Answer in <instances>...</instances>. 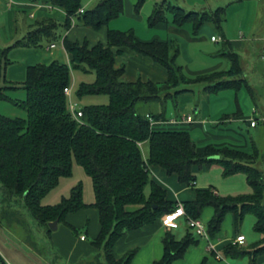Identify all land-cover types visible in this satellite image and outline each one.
<instances>
[{
	"label": "trees",
	"instance_id": "obj_1",
	"mask_svg": "<svg viewBox=\"0 0 264 264\" xmlns=\"http://www.w3.org/2000/svg\"><path fill=\"white\" fill-rule=\"evenodd\" d=\"M145 2L136 0L135 10L139 12ZM50 3L65 11V22L59 23L52 18L35 20L24 37L0 48V83H5L0 84V100L10 101L27 112V117L0 113V185L3 190L0 222L10 224L17 220L24 223L18 208L24 207L46 226L49 238L53 232L49 224L56 220L79 234L81 228L70 224L68 216L94 208L98 213L99 231L90 243L97 248L98 254L75 264H130L138 249L117 256L118 242L130 231L161 224V216L174 210L179 203L167 198V190L152 178L151 166H161L169 175L177 174L181 183L195 187L196 165L209 168L219 164L225 176L244 173L252 191L223 196L216 186L210 185L196 189L195 199L181 203L187 217L195 219L201 218L205 207L214 208V215L207 222L210 239L219 237L228 213L234 214L237 231L247 214L255 215V229L262 237L250 247L232 241L220 254L233 258L248 255L256 264L258 257L264 254V148L253 139L251 149L209 144L200 151L192 138V123H163L169 119L168 99L177 104L180 94L191 91L188 87L180 88L181 85L203 83L206 94L225 89L238 91L244 86L252 92L253 87L244 76L241 54L231 47L224 32L226 7L187 11L163 0L156 3L148 24L150 27L190 24L193 35L205 25L214 26L225 45L219 55L229 61L228 69L190 74L180 62L181 45L176 39L143 40L133 28H109L106 42L93 45L87 39L81 42L64 36L63 45L71 55L70 62L54 60L28 65L23 83L26 97L14 99L9 91L18 87L6 78L7 66L12 62L9 52L13 48H38L44 42L56 41L74 21L98 31L120 17L124 10V0H100L88 9L83 8L82 0H50ZM126 50L150 57L162 65L167 71V79L162 82L141 78L125 81L122 78L125 64L116 66V59ZM74 69L95 73L93 82L79 84L77 97H108L107 103L82 106L80 121L72 116L66 94V90L72 88ZM140 104L153 107L141 111ZM150 118L160 122L151 125ZM259 123V136L264 137V120ZM143 142L149 144L147 155L141 145ZM75 163L92 178L95 201L85 202L84 185L80 181L71 188L70 195L58 203L43 204V198L59 184L61 177L72 176ZM147 187L149 192H146ZM130 205L139 207L129 209ZM184 220L187 224L186 217ZM187 226L189 229L181 238L175 233L180 226L165 232L163 255L153 264H172L183 258L191 246L200 243L194 228ZM84 231L86 238L87 229ZM210 252L216 255L214 251ZM206 261L204 258L201 264ZM0 262L4 263L1 255Z\"/></svg>",
	"mask_w": 264,
	"mask_h": 264
},
{
	"label": "crops",
	"instance_id": "obj_2",
	"mask_svg": "<svg viewBox=\"0 0 264 264\" xmlns=\"http://www.w3.org/2000/svg\"><path fill=\"white\" fill-rule=\"evenodd\" d=\"M98 2L99 1L96 0H82L83 8H92ZM135 3L136 0H124V16H120L117 19L112 20L108 26H105L98 31L84 25H79L78 22L75 23L74 21V24L69 29L65 30L60 38H58L56 41L46 42L42 47L38 48H13L9 53V58L12 62L7 66L6 69V78L8 82H10V84L12 85L17 86V89L23 88V83L26 78V69L28 65L36 63H50L54 60H59L61 62H70L71 55L66 51L63 45L64 36H68L72 40H78L81 42L87 39L89 43L93 45L99 41L106 42V34L109 28L120 30L133 28L137 36L143 40H151L154 38L163 40H171L173 38L176 39L181 45L180 58L184 60L185 69L190 74L223 68V61L220 60L207 63V65H203V67H196L194 65V57L188 53L191 44L201 42L208 38L209 33L211 34V30L209 27H207V25L203 26L197 35H193L192 26L190 24L179 27L173 23H169L167 26L161 25L157 27H150L148 24V17L150 15L149 9L147 10L145 8V5L143 8H140L139 12H137L134 8ZM22 11L30 19L36 21L42 20L44 18H52L59 23H63L67 18L65 11L59 7L52 6L50 0H0V48L12 45L16 40L24 37L30 30L31 23H27L26 20L22 19L20 13ZM125 16L133 19V21L123 20ZM20 21L24 22L25 27L23 26L21 32L19 33L18 28ZM212 36L214 35L211 34V40ZM212 41L217 42L214 40ZM51 44H55V46L52 47L50 46ZM210 55L215 58L219 57V54L217 53H212ZM121 64H125V72L122 76L125 81H135L138 78H141L142 80L162 82L167 79V71L162 65L155 63L150 57L141 55L132 50H126L122 55H119L117 57L116 66H119ZM0 84L4 85L5 83L1 82ZM188 95L189 92L178 97L180 111L176 113L174 117H180L184 114H190L184 112L189 100ZM255 110L257 113V109ZM224 117L227 116L225 115ZM261 117H264V114H261V116L256 118H258V120L260 121ZM201 118H203V116ZM203 120L204 119H195L194 117V121L192 123V126L190 127L191 133L194 127L202 128L205 125ZM224 122L226 121H220L219 119L212 126L214 131L208 132L207 137L215 140L214 145H225V142H227L228 139L239 142V139H236L231 135L220 133L224 130L235 131L234 128H231L230 126H227L226 129H224L222 126H219ZM245 123L248 126L249 130V127H252L250 126V119H246ZM253 128L256 129V131L258 132L257 134L259 135L261 130V123L258 122V124ZM262 139L264 140V137ZM145 144H147V146L143 148ZM141 145L143 151L145 150L144 154L147 155L149 150L148 142H143ZM246 145L247 142L244 144V146ZM204 148L205 146H197V149L200 151H202ZM195 170L196 166L194 167V171ZM151 173L152 178L167 190V198L173 201L183 202L185 200H193L196 197V189L200 188L197 187V185L195 187H192L185 183H181L178 179L177 174L169 175L164 168L158 165L151 166ZM72 176H69V178ZM69 178L61 177L59 184L43 198L42 203L46 205L56 204L63 197L69 196L71 188L78 183V179L69 180ZM83 180L85 183H92L93 186L92 178L90 176L87 175V177H84ZM217 192L220 193L219 189H217ZM94 201L92 199H89V201L85 200L86 203H93ZM137 207H139V205L128 206L129 209H134ZM214 211L215 210L212 206H207L203 209L201 217L204 216L209 221L214 215ZM227 217H231L228 218V220L233 219V223L235 224L233 213H228L224 222H226ZM68 222L78 228H81V231L87 229L88 236L94 237L99 231L98 213L94 208H89L77 213L70 214L68 216ZM224 224L225 223H223V225ZM52 231L51 242L60 252L61 256L65 259L67 264L75 263L87 256H90L92 252L97 250V248H95L88 241V236L82 239L81 236L85 235V231H80L79 234H74L72 229L63 223H59L58 228ZM166 231L167 229L162 225V223H158L157 225L153 226H147L142 230L130 231L125 235L123 239L118 242L115 247V253L117 256H121L134 247H139L140 249L137 251L130 264H153L155 260L160 259L163 255L164 245L162 242V237ZM240 234L242 233L237 232V234L230 235L231 237L229 238L224 237L223 239L215 240L213 243L215 244L217 250L221 253L222 248L228 243L232 242L235 237ZM3 241L6 240L2 237L0 239V255L4 260V263L10 262L12 264H41L38 256L36 255V249H34V251L30 248L27 250H24L22 248H6L4 244H2L4 243ZM204 245V243L200 242L198 245L191 246L183 258L174 261L172 264H201L204 258H208L205 253ZM152 246L154 248V251L151 248ZM206 249L210 251L209 244ZM152 252H154V258H156L155 260L153 259V255L151 254ZM29 253H31L32 256H30ZM4 263L0 262V264ZM263 263L264 254L258 257L256 264Z\"/></svg>",
	"mask_w": 264,
	"mask_h": 264
},
{
	"label": "rangeland",
	"instance_id": "obj_3",
	"mask_svg": "<svg viewBox=\"0 0 264 264\" xmlns=\"http://www.w3.org/2000/svg\"><path fill=\"white\" fill-rule=\"evenodd\" d=\"M162 1L163 0H146L142 8L146 5L145 8L147 10L149 9V13L151 14L156 3H161ZM165 1L167 3L182 6L187 11L214 10L217 7L225 6L227 11V19L224 22L225 35L231 42V47L241 54L242 65L244 67V76L248 79L250 85L253 87L252 92H249V89L244 86L238 91L235 89H225L219 92L206 94L203 90V83L180 86V88H191V91H187L189 92V100L184 112L190 113L193 118L195 117V119H204L203 121L205 125L202 128L194 127L192 129V138L197 146L203 147L209 144H215V140L210 139L207 136L209 131H214L212 126L220 119V121L225 120L226 122L221 123L219 126H222L224 129H226L227 126H230L235 130H224L220 133L231 135L234 138L239 139V142L228 139V141L225 142V145L251 149V141L254 139L260 147L264 148V140L262 139L263 137L259 136L256 129L253 127H249L248 130V126L245 123V120L248 118L250 119L252 117H259L261 114H264V0ZM20 13L23 20H26L27 23L34 25L35 20L30 19L23 11ZM121 16H124L123 13ZM169 17L171 18L170 14ZM123 20L133 21V19L128 18V16H125ZM23 26L24 22L20 21L18 28L19 33L21 32ZM207 27L210 28L211 34L218 38L217 42H213L211 40V34L209 33L207 39L191 44L188 53L194 57V65L196 67H203V65H207V63L220 60L223 61L222 69H228L230 67V63L224 56L218 55L219 57L215 58L210 55L212 53L219 54L224 49L225 45L221 38L220 32L212 25H207ZM180 62L185 64L184 60L181 58ZM94 80V72H86L82 69L72 70L73 100L78 103V106L82 107L89 104H101L108 102L107 95L85 96L83 98L76 96V89L81 82H93ZM173 91L174 90H172V92ZM187 92L180 95L187 94ZM9 94L12 98L17 100H22L26 97L24 88L10 90ZM178 100L179 98L177 99V104H175L172 99H168V118H173L176 113L180 111ZM139 106L141 111H146L153 107L146 104H140ZM255 109H257V113L254 112ZM0 113L9 117H27V112L25 109L18 105H14L7 100H0ZM225 115L227 117H224ZM202 116L203 118H201ZM246 142L247 145L244 146ZM145 146H147V144H145L143 148H145ZM195 172L197 175V187L204 188L214 185L217 187V189H219L220 194L223 196L247 194L252 191V188L249 185L244 173L225 176L223 173V168L219 164H213L209 168L206 166L200 168L198 165H196ZM84 177H87V175L83 167L75 163L73 168V176L68 178L69 180L78 179V182L81 181L85 188V200L89 201V199H92L94 201L95 196L92 183H85L83 180ZM146 192H149L148 187ZM2 194L3 190L0 185V201ZM18 208H20V211L22 212L20 219L25 222L22 224L18 223L17 220H14L10 224H8L6 221L3 223L0 222V239L3 237L6 240L3 241L4 243L2 244H4L6 248L12 249H36V251H34L36 252L41 264H67L60 252L51 242V238H49L46 231V226L40 224L26 208ZM228 218L231 217H227L226 222H224L225 224L222 226L223 229L221 234L219 237L211 239L212 242L223 239L224 237L229 238L231 237L230 235L237 234L238 232L242 233L246 237V247H250L254 242L258 241L262 237V234L255 229V215L247 214L242 224L239 226V231H237L236 226L233 223V219L228 220ZM200 220L203 224L207 225L208 220L204 216L201 217ZM179 221L180 227L175 230V233L178 238H181L186 234L189 227L187 226L183 217L180 218ZM199 238L200 242L205 244V253L208 257L206 264H253L251 258L248 255L240 258H233L229 256L218 259L206 249L209 244L207 239L203 237ZM91 239L92 236H88L89 242ZM134 248H137L138 250L140 249L139 247ZM151 248L154 251L153 246ZM97 254L98 251L95 250L90 254V256L85 257V259L90 260ZM151 254L155 260L156 258H154V252ZM29 255L32 256L31 253H29Z\"/></svg>",
	"mask_w": 264,
	"mask_h": 264
},
{
	"label": "built area",
	"instance_id": "obj_4",
	"mask_svg": "<svg viewBox=\"0 0 264 264\" xmlns=\"http://www.w3.org/2000/svg\"><path fill=\"white\" fill-rule=\"evenodd\" d=\"M83 9L80 10V12H82ZM212 40L217 41L218 38L214 35L212 36ZM50 46L54 47L55 44H51ZM66 94L69 97V108L70 111L72 113V116L80 121L82 116H83V111L82 108L80 106H78V103L75 102L72 99V88L69 87L66 90ZM256 112V110H255ZM151 120V125H154L156 123H159L160 121H157L155 119L150 118ZM261 120H264V117H261ZM194 118L191 114H186L180 117H174V118H169L167 121H163V123L165 124H173V125H180V124H190L193 123ZM259 120L256 117H252L250 118V126L255 127L258 124ZM187 218V224L189 226H191L192 228H194L196 234L199 237H203L205 239H207V241L209 242V250L210 251H214L216 253V257L218 259L222 258V255L220 254V252L217 250L215 244L211 241L209 235H208V227L207 225L203 224L202 221L199 219H195V218H191V217H187L186 215V211L185 208L183 206V204L181 202L178 203V206L170 211V212H166L161 216V223L162 225L167 229V230H171V229H175L178 228L180 226V218ZM82 239L85 238L84 235L81 236ZM233 242H238L240 244H245L246 242V237L243 234L237 235L235 237V239L233 240ZM4 264H12L10 262H6Z\"/></svg>",
	"mask_w": 264,
	"mask_h": 264
},
{
	"label": "water",
	"instance_id": "obj_5",
	"mask_svg": "<svg viewBox=\"0 0 264 264\" xmlns=\"http://www.w3.org/2000/svg\"><path fill=\"white\" fill-rule=\"evenodd\" d=\"M58 224L59 222L56 220V221L50 222L49 226L52 230H56L58 228Z\"/></svg>",
	"mask_w": 264,
	"mask_h": 264
}]
</instances>
